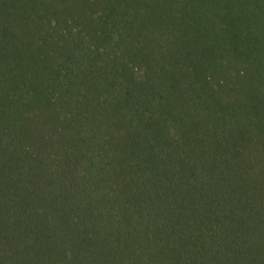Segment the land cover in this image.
I'll return each mask as SVG.
<instances>
[{
	"label": "trees",
	"instance_id": "obj_1",
	"mask_svg": "<svg viewBox=\"0 0 264 264\" xmlns=\"http://www.w3.org/2000/svg\"><path fill=\"white\" fill-rule=\"evenodd\" d=\"M0 264H264V0H0Z\"/></svg>",
	"mask_w": 264,
	"mask_h": 264
}]
</instances>
